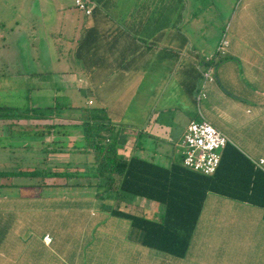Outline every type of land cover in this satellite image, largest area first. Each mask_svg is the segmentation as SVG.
<instances>
[{"label": "crops", "instance_id": "crops-1", "mask_svg": "<svg viewBox=\"0 0 264 264\" xmlns=\"http://www.w3.org/2000/svg\"><path fill=\"white\" fill-rule=\"evenodd\" d=\"M30 1L27 9L33 18L30 17L29 27H35L42 17L50 18L44 4L47 0ZM73 3L76 7V0ZM92 4L96 8L91 14L81 11L83 16L72 19L71 37L63 32L62 25L55 29V22L45 34L55 39L53 43L58 44L55 50L60 49L59 38L65 37L64 42L71 44V52L79 58L82 56L88 66L93 65L94 68L81 72L63 71L64 81L60 80L66 83L64 88L74 89L71 85L78 88L81 78H86L89 96L85 105L106 110L109 120L117 126L121 155L127 159L137 156L167 168L183 163L181 148L188 125L205 118L252 162L264 158V0H237L222 37L219 31L212 44L200 41L198 45L193 44L191 32L183 30L179 23L189 18L177 11L175 0H93ZM57 6L56 19L62 9L70 8L64 5V0ZM8 21L0 20V28H6ZM23 31L36 49L34 31L26 28L20 32ZM224 34L228 46L226 53L215 60V80L204 82L200 63L216 54ZM4 39L1 48L5 49L8 45ZM203 85L206 96L199 98ZM96 92L104 97L97 105L92 99V96L97 98ZM56 120L62 127L67 121L62 117ZM80 121L78 116L68 124L79 128ZM63 131H66L64 144L45 147L49 165H56L57 161L51 156L71 157L80 153L75 150L74 140L79 139L76 132L74 135L73 129ZM47 149L54 152L47 154ZM93 155L88 153L89 161ZM241 169L237 157L228 156L218 177L232 181L240 176ZM95 182V178H89L87 185ZM59 186L65 185L48 188ZM81 187H92L89 203L94 208L102 206L96 187ZM50 203L44 206H53ZM64 203L68 207L72 203L78 207L71 208L78 210L84 202ZM33 204L22 208L40 209ZM122 207L131 211L134 207L138 214L155 219L166 211L164 204L145 197H137ZM5 208L11 207L0 203V210ZM27 215L25 212L23 218L15 220L0 218V226H6L9 221L6 233L0 238V264H264V208L215 191L207 193L189 248L181 258L143 246L133 236L128 220L112 217L105 211L97 218H93L97 214L92 212V217L72 219L76 222V232L72 231L69 239L63 234L67 232L65 229L57 233L45 229L32 238L39 233L32 229L38 222L29 223L31 218ZM116 224L120 226L118 233L113 229ZM98 231L102 233L100 241L109 243L108 251H103L102 244L90 249ZM47 234L52 237L51 243L44 241Z\"/></svg>", "mask_w": 264, "mask_h": 264}, {"label": "rangeland", "instance_id": "rangeland-1", "mask_svg": "<svg viewBox=\"0 0 264 264\" xmlns=\"http://www.w3.org/2000/svg\"><path fill=\"white\" fill-rule=\"evenodd\" d=\"M73 1L74 0H64V5L68 4L70 8L62 9V13L58 15L57 19L55 17L57 16L55 10L59 9L57 5L58 3H62V0L44 1V4L48 8L47 12L50 18L45 19V17H42L44 19H42L41 22L39 20L35 27H29V24H31L30 22H32L30 18L32 14L29 12L30 9H27V7L31 6L30 0H0V13H2L0 15V20H9L6 28H0V105L19 107L24 109L25 113H28L30 107H36L38 111H46V108L50 107L46 112H52L55 106L56 111L60 112V117L67 120L66 124H63V127H58L57 130L64 129L71 131L73 129L74 135L76 132V135L79 136L76 143L79 145L82 130L68 123L71 120L77 119L78 116H81L82 112L80 111V107L85 105L89 96L87 89L88 85L87 82L85 83L86 78L82 77L81 79L83 81H79L78 88L71 85V83L69 84L74 89L64 88V86L67 87V85L66 83H62V81H64L62 72L71 70L78 72L79 70H88L94 67L93 65L88 66L87 61L83 60L82 56L79 58L78 55L71 52V44L67 41L64 42L65 37L59 38V43L61 44L60 49L55 50L53 48H57L58 45L53 43L55 39L45 34L47 29L49 31L51 30V25L55 22V29L60 24L62 25L61 28L63 32L69 34L70 37L72 36V19L77 16H83L81 11L74 7ZM176 1L177 11H179L180 14L185 13L184 17L186 19L189 18L185 23H182V20H180L179 23L182 24L183 30L191 32L193 44L198 45L200 41L212 44L216 37V33L219 31L222 32V37L223 32L229 24L231 13L237 0H175V2ZM16 22L19 24H16ZM26 28H29L30 32L34 31L38 49L32 48V43L28 41V34L24 33V31L22 33L20 32ZM61 28L59 27L58 31H60ZM3 39L7 40L6 44L8 46L5 49L1 48ZM59 54H62L63 57L61 61L59 60ZM112 69L115 68L113 67ZM111 76L112 75H109L108 77ZM60 79H62V81ZM100 82L97 83V86ZM102 83L105 85L104 82ZM91 86L93 87V84H91ZM58 87L64 89H58ZM95 94L97 98L92 96L93 93L91 96L97 105L100 104V100L104 99V97L102 98L99 92ZM4 122H6V120H0V123ZM52 122L53 119L49 118L42 120L23 119L20 120L19 123L17 122L19 125L16 126L0 124V172L8 171L7 177H0V184H2L0 185V202L1 200L4 201L9 199L12 203L13 201L19 200V203L23 205L27 204V207H29V201L33 198V203L37 204L40 209H25L24 211L30 215L29 218H31V220H29V223L33 222L34 224L38 222L32 225V229L39 233L33 235L32 238L38 237L45 229H51L52 233H57V231L65 229L67 232L65 231L63 234L66 236V239H69L71 237L70 233L76 230V222H73L72 219H79V216L80 218L90 217V213L92 212L97 214L93 216V218H97L101 215L100 213H102L101 209L94 208L93 204L89 203L90 197L94 191L92 187L72 186L73 183L87 185L89 178L85 176L69 179L65 176L48 177L45 180L47 184H64L68 187L59 186L46 188L43 189L44 191L40 192L37 188L29 185L39 179L17 175L16 173L17 169L28 170L30 166L40 163L46 157L43 150H45L48 144H53L51 140L53 137L51 136L49 139L48 132L42 134L41 129L43 125L51 124ZM54 135L55 134H53V136ZM67 143L70 144L69 142ZM51 158L57 160L54 162L59 167L74 170L75 166L78 165L82 169H85L87 164L81 160H86V158L91 157H89L88 154L77 152L71 157L68 155L59 157L58 155L51 156ZM70 159L80 161L73 163ZM50 166L55 167V165ZM11 172L12 174H9ZM7 184H24L25 186H7ZM71 200L83 201L84 203H80L79 209L74 210L64 203L65 201ZM48 202H51L50 205L53 206L45 207V203ZM42 206H44V210H42ZM132 208L133 212L138 211L136 208ZM75 211H77L79 216L76 215ZM28 215L26 217H28ZM29 223L28 227L30 228L31 224ZM112 226L113 224L106 229ZM113 229H117L114 233H118L120 230L119 224H116ZM108 232L110 233V231ZM95 234V242L91 244L90 249H92L94 245L99 246L102 244L104 245L103 251H108L109 243L107 240L104 242L100 241L101 238L99 237L102 233L98 231ZM107 244L108 247L106 248Z\"/></svg>", "mask_w": 264, "mask_h": 264}, {"label": "trees", "instance_id": "trees-1", "mask_svg": "<svg viewBox=\"0 0 264 264\" xmlns=\"http://www.w3.org/2000/svg\"><path fill=\"white\" fill-rule=\"evenodd\" d=\"M76 7L79 9L77 5ZM92 7L93 12L96 7L93 4ZM49 108L47 107L46 111ZM54 108L52 112H46L38 111L36 107H30L28 113H25L24 109L19 107L0 105V120H10L12 122L8 125L16 126L23 119L42 120L52 118L53 122L43 125L41 129L42 134L48 132L49 139L51 136L53 137V139L51 138L53 144H48L51 146L64 142L63 139L66 138V131L57 130L62 123L55 121L56 118H60V112L56 111L55 106ZM80 111L82 112L81 121L77 125L82 130V136L79 145L74 140L76 142L75 150L84 154L90 152L94 154V157L91 161L86 158L84 161L87 164L85 169H82L79 165L75 166L74 170L62 168L58 165L52 167L49 165L47 158L34 166L29 165L28 170L17 169V175L39 179L29 185L37 188L40 192L50 186H58L47 184L45 180L48 177L65 176L69 179L85 176L95 178V184L75 183L72 186L96 187L97 197L102 203V206L99 207L102 213L105 211L110 213L112 217L128 220L133 228V236L143 246L179 258L184 257L187 253L203 202L209 191L219 192L264 208V171L258 168L235 145L229 144L225 148L219 168L213 175L196 172L185 167L182 162L167 168L137 156L127 159L121 155L118 148L117 126L109 120L104 108L85 105L80 107ZM53 134L55 135L53 136ZM58 150L63 151V149ZM51 152H54V149L53 151L46 150L47 154ZM228 156L237 157L242 171L240 176L235 177L232 181L228 179L223 181L220 176L218 177V172L222 162ZM7 172H0V177H7ZM12 172L9 174H12ZM241 177L245 179L241 180ZM7 186L25 185L7 184ZM137 197H145L164 204L166 207L164 215L159 219H155L148 217L146 214H138L122 207L124 203H133ZM0 203L11 207L0 210V218L5 217L8 220H15L23 218L25 215L22 207L27 206V204L23 205L19 203V200L13 201L12 204L14 203V205H11L9 199L1 200ZM30 203H33V198L30 199ZM70 204L72 208L78 207L72 205V203ZM33 205L37 204L34 203ZM90 217H92V213H90ZM6 223L8 225L9 221ZM3 225L0 226V238L6 233L5 229L8 228L7 225ZM9 228H12V226Z\"/></svg>", "mask_w": 264, "mask_h": 264}, {"label": "built area", "instance_id": "built-area-1", "mask_svg": "<svg viewBox=\"0 0 264 264\" xmlns=\"http://www.w3.org/2000/svg\"><path fill=\"white\" fill-rule=\"evenodd\" d=\"M79 9L87 14L92 13V3L89 0H76ZM228 40L224 34L215 55L208 56L200 63L201 76L204 82L215 80V60L226 53ZM204 63V64H203ZM206 96L204 85L200 97ZM233 141L222 131L212 125L207 119L193 120L188 125L183 146V164L185 167L196 172L213 175L221 163L223 151ZM256 165L264 170V158L255 161ZM44 241L51 243L52 237L47 234Z\"/></svg>", "mask_w": 264, "mask_h": 264}]
</instances>
